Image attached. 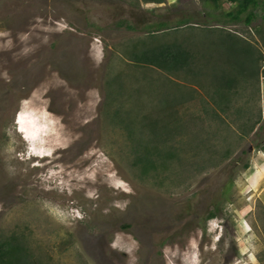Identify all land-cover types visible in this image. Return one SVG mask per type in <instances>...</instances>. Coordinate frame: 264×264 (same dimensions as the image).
<instances>
[{"label": "rangeland", "instance_id": "rangeland-1", "mask_svg": "<svg viewBox=\"0 0 264 264\" xmlns=\"http://www.w3.org/2000/svg\"><path fill=\"white\" fill-rule=\"evenodd\" d=\"M143 1L0 0V241L31 264H264V21ZM171 44L187 67L136 62Z\"/></svg>", "mask_w": 264, "mask_h": 264}, {"label": "trees", "instance_id": "trees-1", "mask_svg": "<svg viewBox=\"0 0 264 264\" xmlns=\"http://www.w3.org/2000/svg\"><path fill=\"white\" fill-rule=\"evenodd\" d=\"M204 3H212L216 8H220L224 2L234 4L235 7L223 13L224 20L236 23H245L251 26L254 21H264V0H200ZM161 3L162 1L155 0ZM190 20L180 21V25L189 23ZM167 26V22H164ZM162 27V26H160ZM159 27V28H160ZM260 32V30H259ZM227 40L234 42L238 39L231 33L227 35ZM253 50L249 48L248 54H252ZM136 62L143 65H150L165 70H181L190 64L194 59L191 52L184 49L181 44H171L167 46H158L151 49H145L135 56ZM230 82V81H229ZM220 97L227 100V94L222 92ZM254 126L250 129L252 131ZM164 162L167 163L169 156H163ZM136 166L142 165L145 170L156 168L155 160L151 154L144 153L138 156L134 161ZM249 165L245 166L248 169ZM264 215V211H262ZM210 218L215 217V213H210ZM264 231V229H263ZM264 234V233H263ZM263 261V260H262ZM0 264H31L29 261V253L26 244L22 238L11 235L0 241Z\"/></svg>", "mask_w": 264, "mask_h": 264}, {"label": "bare ground", "instance_id": "bare-ground-1", "mask_svg": "<svg viewBox=\"0 0 264 264\" xmlns=\"http://www.w3.org/2000/svg\"><path fill=\"white\" fill-rule=\"evenodd\" d=\"M37 104V103H36ZM45 113H47V112H45ZM42 114V113H41ZM47 117V116H46ZM50 117V116H49ZM49 121V120H48ZM27 122V121H26ZM26 122H21V118H20V116L18 117V121H17V124H19V125H21L20 126V128L22 129L21 131H20V133H21V135H22V133H26L27 135H23V137L25 138V140L26 141H28V142H31V140H33L32 139V137L30 136L31 135V133L32 132H30V129H29V127H30V125H28ZM40 125H42V124H40ZM47 132V131H46ZM45 136H47L46 134L44 135V137ZM34 138V137H33ZM35 139V138H34ZM39 139V138H38ZM38 139H36V140H33L34 142L33 143H37V141H38ZM46 140V139H45ZM55 155V154H54Z\"/></svg>", "mask_w": 264, "mask_h": 264}, {"label": "crops", "instance_id": "crops-1", "mask_svg": "<svg viewBox=\"0 0 264 264\" xmlns=\"http://www.w3.org/2000/svg\"><path fill=\"white\" fill-rule=\"evenodd\" d=\"M159 1H162V2L159 3V2H155V0H144L143 3H145V5H147V6H156V7L165 6L166 0H159ZM160 26L165 27L164 22L158 23V27H160ZM162 27H160V28H162Z\"/></svg>", "mask_w": 264, "mask_h": 264}]
</instances>
